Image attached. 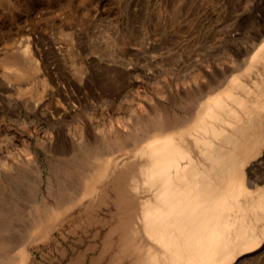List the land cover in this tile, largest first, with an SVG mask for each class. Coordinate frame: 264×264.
<instances>
[{
    "label": "rangeland",
    "instance_id": "rangeland-1",
    "mask_svg": "<svg viewBox=\"0 0 264 264\" xmlns=\"http://www.w3.org/2000/svg\"><path fill=\"white\" fill-rule=\"evenodd\" d=\"M216 95L231 108L212 118L223 134L198 126ZM261 98L264 0H0V208L20 193L13 232L33 235L26 264H157L142 209L160 182L144 183L142 167L160 120L181 142L178 163H190L195 186L248 182L230 218H241L227 248L233 259L214 264H264ZM119 136L127 141L119 149L85 157L89 144L101 150ZM52 184L65 199L91 191L59 206ZM35 193L58 212L45 226ZM237 234L259 244L243 248Z\"/></svg>",
    "mask_w": 264,
    "mask_h": 264
},
{
    "label": "bare ground",
    "instance_id": "bare-ground-1",
    "mask_svg": "<svg viewBox=\"0 0 264 264\" xmlns=\"http://www.w3.org/2000/svg\"><path fill=\"white\" fill-rule=\"evenodd\" d=\"M239 103L245 104V101H241ZM263 103L264 98L259 99L258 106L263 105ZM223 105L225 104L221 101L220 96L216 95L211 98L207 102L206 111L204 113L203 119L201 120L202 125L201 123H198V126H201V128H204V130H206L205 127L212 125L210 129L213 130V134H215L216 132L218 134H223L224 131L222 128L215 127L211 123L213 121L212 118H216L218 117V115V119L223 120V116L218 113V110H223L225 113H228L231 109L229 108V106L228 109L224 108ZM159 115L163 116L162 114L158 113V115H156L155 117H158ZM154 126L156 127V129L161 130L162 134L157 136L154 135L153 138H151L147 143V148L145 150L147 159L142 167V179L143 182H146L148 186L153 187V184L156 182H160V186L155 191V200H148L143 203V228L147 236L152 239L156 245L154 246L152 244H149L146 253L148 254V256H150L151 260L156 261L157 264H214L218 261L220 263V260L226 259V256L228 255L227 248L229 242H231L230 235L232 233L231 228L233 227V221L234 219L238 220L240 218L239 216L235 215V217H233V221L230 219L233 214L238 212L237 209L241 208L239 199L237 197L239 194L248 191V186L246 184L248 182H245L243 180V182L241 181L238 184L235 181L233 182L232 180H229L225 186H219L218 191L217 188L213 186L206 188L195 186L199 181L193 178V171L190 169V163L186 164L183 167L179 166L178 158L184 157L185 152L181 146V142L175 141L173 139V132L171 130H167L170 127L168 126V123L166 124V120H160L159 123H155ZM125 136L114 138L109 146H106L101 150H98L95 144H89L90 152L89 155L86 154L85 157L87 156V159H89L91 156L100 157L106 153L114 152L116 149H119V147H121L123 143L127 142L124 140ZM203 140L205 142L203 151L205 154H210V148L208 147L209 139L203 138ZM78 148H76L78 150H76L77 154L82 150H79ZM221 151L222 148L220 146H217L216 149L212 151V153L219 157ZM80 154L83 155L82 152ZM189 162H191L190 158ZM78 168L80 167L78 166ZM95 168H97V166H93V170ZM92 173L90 174V176L92 175ZM82 176L81 178H83L85 175L83 177ZM73 180L75 181L76 178H74ZM38 181L40 182V177ZM78 181L80 182L81 179L79 178ZM65 183L66 182H64L62 185H64ZM91 183L93 184V181L88 182L87 186L92 187ZM209 184H211V182ZM67 186H69V184H67ZM73 187L71 189H74ZM75 188L78 189L77 187ZM85 188L86 187L82 189L80 188V192L81 190H83L81 196H77L75 199H65V196L63 195L64 189L60 185L55 187L52 184V187L48 186V191L51 194L52 192H55V194L59 195V197L57 196L55 202H59V206L60 204L64 206L65 203H68V201L69 203H75L79 201L78 199L89 195L91 190L88 191ZM71 191H69L68 193H70ZM35 195L36 193L33 195L32 199L34 200V206L36 207L35 213L36 211L37 213L36 215L34 213L33 214L35 216L38 215L39 217H41V221L45 226L46 222L51 219L52 216H56V213L58 212H56L57 209L47 204L44 199L38 201V203L35 202ZM72 196L73 195H71V197ZM19 202L20 193L12 195L10 196V198L6 197L5 200L1 202L0 231L4 230L6 233L5 235H3L4 233L2 232L0 238V264H26V245L31 240L30 238L33 235L29 238L28 234H26V231V233L22 232L25 233L26 236L21 237L19 236V234H16L18 232L17 230V232H13L14 225H16L15 222L18 221H15V216H17L18 209L21 205L19 204ZM22 206H24V204ZM21 212H23V210ZM243 215L241 214L240 216ZM31 216L33 219V215ZM236 217L239 218L237 219ZM21 219L24 218L21 217ZM25 222L27 223L28 221L25 220ZM29 222L31 223L30 219ZM17 224L18 226L20 225L21 228V223ZM18 226L17 229L19 228ZM28 226H32L33 228V225L31 224H29ZM36 226L37 225H35L33 229H35ZM27 230H29V228ZM29 232V234L31 235V231ZM236 232L237 231L234 230V233ZM244 234L246 235V233ZM241 235L242 234H237V236L234 235L236 237L234 240L238 241L240 245H242L243 243V248L247 247L249 249L259 244L260 240L251 238V235L250 238L246 237L247 239L244 240H242L243 236ZM235 245H237V243H235ZM232 259L233 256L228 257L225 260V263H227L228 261L230 262Z\"/></svg>",
    "mask_w": 264,
    "mask_h": 264
}]
</instances>
